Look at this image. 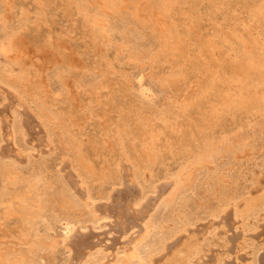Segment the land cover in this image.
<instances>
[{
    "label": "rangeland",
    "instance_id": "374dc122",
    "mask_svg": "<svg viewBox=\"0 0 264 264\" xmlns=\"http://www.w3.org/2000/svg\"><path fill=\"white\" fill-rule=\"evenodd\" d=\"M28 114L27 134L19 118ZM0 122V149L11 153L0 157V190L9 189L0 200L1 255L35 228L51 225L58 236L66 217L83 233L114 237L115 217L95 221L84 202L122 198L114 193L125 165L143 202L182 172L194 191L207 176L240 170L244 192L249 162L264 159V0H0ZM207 149L212 156L196 160ZM187 195L188 228L209 226L197 262L210 264L230 233L219 218L197 215ZM160 207L157 222L179 214ZM256 223L241 255L264 244V219ZM64 253L59 246L43 264H65Z\"/></svg>",
    "mask_w": 264,
    "mask_h": 264
},
{
    "label": "bare ground",
    "instance_id": "6f19581e",
    "mask_svg": "<svg viewBox=\"0 0 264 264\" xmlns=\"http://www.w3.org/2000/svg\"><path fill=\"white\" fill-rule=\"evenodd\" d=\"M145 90L146 89H144V91ZM142 92L143 91H141V93ZM221 94L222 93L217 94L218 101H223L224 94L223 95ZM243 98L242 100H244V102H246L248 98L250 99V97L246 99ZM12 106L13 105L11 103H8L7 105L4 106L5 108L4 110L7 111L9 108L11 109ZM9 111L10 110H8L7 112ZM26 116L27 117L25 116L23 117L21 115L20 116L21 118H19V124H20L19 126L22 133H27L26 131L30 132L35 126L33 121L31 120L32 118L31 117L29 118V114ZM0 123L2 124V122ZM1 124H0V128H2ZM2 129L1 132H3ZM32 134L29 136L31 137ZM1 135H2L1 137L3 138L2 140L4 141L3 133ZM250 146H251L250 148L251 151H253L254 153L261 151L260 149H258L259 145H257V143L256 144L252 143L250 144ZM7 149L6 147L4 148V146H1L0 157L4 158L5 155H9V154L11 155V153H9ZM236 150L237 149H234L232 151L233 159L240 158ZM207 152H212V151L208 149L205 150L204 152L201 153V155H198L196 157V160L199 161L204 159L205 156H212L211 153H207ZM247 153L248 151H246V156H248ZM234 154H237L238 157L234 156ZM244 155L245 153L242 156L243 158ZM18 160L17 161L15 160V162L19 163ZM250 160L251 158L248 159L247 161ZM249 163H251L254 166V168L251 171H249L250 182L249 185H246L244 187L245 190L244 192H239L240 186L243 185L239 183L240 178L242 177L241 175L242 172H240V170H237L235 177L231 179H229V176L231 175V173L229 172L217 173L211 176H207L205 178L206 180L202 182V184H199L200 190L194 189V191H193V187L191 186L193 184L191 185L183 184L185 183L184 181L186 179L182 178L183 176L182 174L183 172H182L181 173L182 175L181 174L180 176L178 175L179 176L178 178L176 177V179L174 178L173 180L171 179V181L169 180V182L155 186L153 196L149 197L150 199L147 198L148 200L146 202L144 201L145 203L142 201L144 198L143 197L144 192L142 188L138 184L134 183V181L132 182L130 176H132L133 173L131 174L129 172L131 168L128 170V167L125 165L123 166V169L121 168L122 170H120L121 178H122L121 181H122V185L124 186L121 189L117 190L118 191L117 193H114L116 196H121L122 198L119 197L120 199L114 200L113 199L114 195H112L111 203L109 202L100 205L97 204L96 206L93 202H86V201L84 202L85 208L90 212L89 214L92 215L95 221H98L99 219L107 220V219H111L112 217H115L112 227L110 226L114 232V234L112 233L110 235H113L114 237L110 238L107 235L109 234L108 232L96 234L90 231L88 233H83L82 229L84 228L82 225H80L79 220L70 219L67 217L60 218L57 220L58 221L57 223H61L60 229L62 230L58 236L55 234L56 232H54L53 226L51 225L45 226L44 231H39L37 228L31 231L34 227L30 226L31 229L30 227L28 228L30 229L31 232L29 231L30 232L29 234H27L26 232L27 235L24 234L22 235V240L18 244V248L8 250L6 255L0 254V264L2 263L43 264V261H45L46 258L50 259L49 257L52 256V254L59 246L65 250L66 253L64 254H67L66 257L67 261L65 264H198L197 261L201 258V256H203V253L205 251L204 244H206L207 242L206 245L207 246L210 245L209 236L208 237L205 236L207 230L209 229V226H206V230H205L206 232L204 233L203 230L200 228L196 230L195 229L192 230V228L191 229L188 228V226L191 225L193 220L190 210L186 209L187 201L189 197L187 193L189 191L190 194L194 195L193 196L195 198L194 207L196 209L195 213H197V215L219 218L220 221L218 220L219 222L217 221L215 225L219 223L221 224L220 225L221 228L223 227V229H225L223 232L221 230L222 234L223 233L231 234L232 232V235L230 234L228 236L226 235V239L228 243H230V245L228 246L227 244H225L226 250H223L224 251L222 253L223 256H217V255L212 256V258H210V264H264V251H262L264 249V244L263 246L260 245V247L252 248V252L250 251L251 252L250 257L248 255L246 256L240 254V251L246 247V245H244V242L246 241L247 236L246 234H244V232L249 231L255 225L257 228V226L259 225H257V223L255 224V220H257L258 218L264 219V159L261 160V163L259 162V164L256 163L254 160L250 161ZM258 165L259 167H257L256 169L255 166ZM199 166H197V168ZM207 167L209 166L207 165ZM15 168L17 167L12 166L11 168H9V170L12 169L14 170L13 172H15L17 170ZM188 170L191 171L190 169ZM185 173L186 172H184V174ZM192 173L193 172H191V174ZM175 176L176 175H174V177ZM6 179L8 180V178ZM134 179L135 178H133V180ZM20 182L18 180L17 182L16 181L13 182V184L19 185ZM23 183L25 184V182ZM69 184H73V182L72 183L70 182ZM70 188L72 189V187ZM8 193H9V189L7 186H5L2 191L0 190V200L3 199V197L6 196ZM74 193L75 191L73 190L72 192L73 196ZM125 195H126V200H125ZM109 199L110 196L108 200ZM138 206L140 208H136ZM160 206H162L164 209L167 210L171 209L170 211L172 213L177 211L179 212V214L173 215L171 219L157 222L156 219H154V214L156 212V209H158ZM25 218H27V216H25ZM105 225H109V224H105ZM262 225L264 229V224ZM212 226L214 227V225ZM234 229H240L241 232L238 230L239 231L238 233L234 231ZM197 233L198 234L201 233L200 235L203 234L202 237H198ZM248 234L250 233L248 232ZM222 238L223 237L221 236V239ZM254 239H256V237ZM251 240H249L248 245L252 244L250 243ZM261 241L264 242V238ZM216 242L218 241L216 240ZM61 254H63V252Z\"/></svg>",
    "mask_w": 264,
    "mask_h": 264
}]
</instances>
